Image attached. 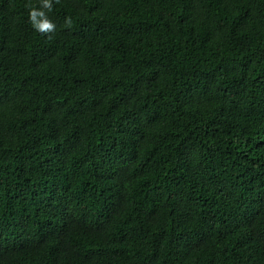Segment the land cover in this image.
I'll list each match as a JSON object with an SVG mask.
<instances>
[{
    "label": "trees",
    "instance_id": "16d2710c",
    "mask_svg": "<svg viewBox=\"0 0 264 264\" xmlns=\"http://www.w3.org/2000/svg\"><path fill=\"white\" fill-rule=\"evenodd\" d=\"M0 264H264V0H0Z\"/></svg>",
    "mask_w": 264,
    "mask_h": 264
},
{
    "label": "clouds",
    "instance_id": "9594fccd",
    "mask_svg": "<svg viewBox=\"0 0 264 264\" xmlns=\"http://www.w3.org/2000/svg\"><path fill=\"white\" fill-rule=\"evenodd\" d=\"M45 6L48 8L49 11H51L52 0H45ZM37 14H39V16L43 19L37 21ZM29 17L34 27L40 31H49L50 29H53L55 27V24L45 16L42 10L31 8L29 12Z\"/></svg>",
    "mask_w": 264,
    "mask_h": 264
}]
</instances>
